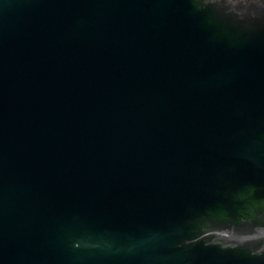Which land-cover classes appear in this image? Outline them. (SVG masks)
<instances>
[{
    "label": "water",
    "instance_id": "water-1",
    "mask_svg": "<svg viewBox=\"0 0 264 264\" xmlns=\"http://www.w3.org/2000/svg\"><path fill=\"white\" fill-rule=\"evenodd\" d=\"M0 264H264V0H0Z\"/></svg>",
    "mask_w": 264,
    "mask_h": 264
}]
</instances>
